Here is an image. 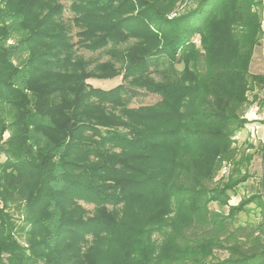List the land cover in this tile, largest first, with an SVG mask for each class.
<instances>
[{
  "label": "trees",
  "instance_id": "16d2710c",
  "mask_svg": "<svg viewBox=\"0 0 264 264\" xmlns=\"http://www.w3.org/2000/svg\"><path fill=\"white\" fill-rule=\"evenodd\" d=\"M178 1L70 0L67 23L57 0H0V264H264V193L229 204L252 158L233 137L264 87L262 2ZM140 94L159 100L130 107Z\"/></svg>",
  "mask_w": 264,
  "mask_h": 264
},
{
  "label": "rangeland",
  "instance_id": "374dc122",
  "mask_svg": "<svg viewBox=\"0 0 264 264\" xmlns=\"http://www.w3.org/2000/svg\"><path fill=\"white\" fill-rule=\"evenodd\" d=\"M60 4H62L64 6V11H63V15L62 18L63 20H65L67 23V20H69L72 17V13L69 10L70 7V0H57ZM193 3L191 0H179L176 3V13L177 14H182L183 12H185L186 9H188L189 7H192ZM174 17V15H171L169 18ZM263 21H264V17H263V9H262V24H261V29L263 31L262 34V41L264 42V26H263ZM76 31V29H73L72 33H74ZM18 36H14L13 34L8 38V44H12L14 42H17ZM74 41H76V38L73 39ZM195 42H198V38L195 37ZM131 44V41L128 42L126 45ZM124 45V46H126ZM76 53L81 55L82 57H84L85 59L90 61V68H92L94 65L101 63V62H105L107 60L110 59V56L108 54H106L105 51H97V52H88L85 51L83 49H77ZM114 63L115 66H119L120 63L117 61H112ZM167 65H165L163 62L158 64V71H162L164 68H166ZM155 66H153L151 69H154ZM178 69H181L182 66H177ZM250 72L251 73H260V74H264V43L261 46H258L254 49L253 55H252V59H251V63H250ZM152 78L155 79V81H159V74H156L155 72L151 73ZM120 76H116V77H112V78H91L88 79L87 82L88 84H90L92 87L94 88H99L102 90H108L111 89L115 86H117L120 83ZM248 97L250 101H253L252 106L249 108L247 114H246V119H253L254 113H256L255 117H259V112L260 110L264 107V87L263 88H259V87H255V89L248 93ZM159 100V97L157 95H152V94H140L137 97H135L131 104L130 107H137L140 105H149V104H153L156 101ZM247 119V120H248ZM254 120H257L256 118H254ZM252 120L253 122H256ZM259 121V120H258ZM250 125V121L247 122L245 124V126L241 129L238 130L237 132H235V135L233 137L235 143L234 146L238 149L239 154H244V155H251L252 158L249 161L248 164L243 163V169H245L246 167V172L249 175V178L247 179L246 182H243L241 184H239L236 189L235 192L233 193V195L231 196L230 200H229V204L230 205H236L238 203V201L243 198V197H247L250 196L252 194L258 193L260 192V189L257 185V174L260 173L261 170V161L264 158V142H262V140L260 139L257 129H256V125L255 128L254 126H249ZM8 136V133H5L3 135V138L6 139ZM263 157V158H262ZM4 158L1 157V161ZM229 169V168H228ZM245 171L241 170V174H243ZM224 173V170L222 171V174ZM228 174H225L224 177H226ZM82 206L87 209L88 211H92L93 206L87 203H82ZM1 207V204H0ZM212 208H217V206L215 204L211 205ZM224 211H226V208H224ZM10 214H13L12 217L14 219V223H15V229H18L19 226L22 225L23 219L22 217L18 216L17 214H15L12 210H9ZM258 221V210L255 207V205L250 204L247 208V212L246 213H240L237 216V222L239 224H244L247 222L250 223H255ZM19 240L21 245H23V247H26V244L24 243V238L21 235ZM156 237V235H154V238ZM98 259L101 261H106L109 262L111 264H117V257H114L112 255H110L109 253L106 252H101L97 254ZM219 258H223L225 257L224 254H219L218 253Z\"/></svg>",
  "mask_w": 264,
  "mask_h": 264
},
{
  "label": "crops",
  "instance_id": "0c3cea01",
  "mask_svg": "<svg viewBox=\"0 0 264 264\" xmlns=\"http://www.w3.org/2000/svg\"><path fill=\"white\" fill-rule=\"evenodd\" d=\"M263 26H264V22H263ZM255 114L256 113H254V115H252L253 119H248L247 118L250 121V125L249 126L250 127L254 126V128H255V125H256V129H257L258 135H259L260 139L262 140V142H264V126H263V124L260 121L254 120V118L256 116ZM252 120H254L256 122H253ZM257 177H258V179H256L257 182H258L257 185H258L260 191L264 193V158L261 161V170H260V173L257 174Z\"/></svg>",
  "mask_w": 264,
  "mask_h": 264
},
{
  "label": "built area",
  "instance_id": "2783aa9c",
  "mask_svg": "<svg viewBox=\"0 0 264 264\" xmlns=\"http://www.w3.org/2000/svg\"><path fill=\"white\" fill-rule=\"evenodd\" d=\"M262 2V9H263V17H264V0H261ZM264 22V21H263ZM257 120H259L263 126H264V107L259 112V117H255Z\"/></svg>",
  "mask_w": 264,
  "mask_h": 264
}]
</instances>
